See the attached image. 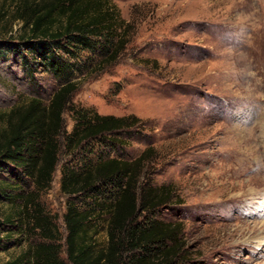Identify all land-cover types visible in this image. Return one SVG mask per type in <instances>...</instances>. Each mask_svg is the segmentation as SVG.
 <instances>
[{
	"label": "rangeland",
	"instance_id": "374dc122",
	"mask_svg": "<svg viewBox=\"0 0 264 264\" xmlns=\"http://www.w3.org/2000/svg\"><path fill=\"white\" fill-rule=\"evenodd\" d=\"M50 1L0 0V41L28 37L25 12ZM92 2L116 8L125 24L113 44L127 45L112 63L102 64L107 56L87 50L65 57L80 68L73 66L80 86L72 101L103 116H132L141 124L132 133L108 137L115 144L107 138L91 140L82 158L132 161L153 147L138 186H168L170 198L142 213L140 220L180 226L184 249L178 264H264V237L237 228L242 218L232 211L234 186L244 181L264 188V0ZM6 59H0L1 142L11 134L13 109L35 97L47 105L60 86L54 74L42 70L29 82L20 58ZM64 120L71 132L70 112ZM79 159L62 149L53 183L39 194L44 215L53 220L55 241L33 231L25 218L23 232L6 235L0 230L8 247L0 250V264L39 244H55L60 260L70 264L64 215L71 198L61 191L60 180L63 165H78ZM5 177L0 172V180ZM33 187L28 181L23 188L31 193ZM137 192L142 193L140 188ZM7 194L14 195V187ZM16 204L0 200L1 222L17 215ZM108 219L105 215L95 224L98 250L107 246Z\"/></svg>",
	"mask_w": 264,
	"mask_h": 264
},
{
	"label": "trees",
	"instance_id": "16d2710c",
	"mask_svg": "<svg viewBox=\"0 0 264 264\" xmlns=\"http://www.w3.org/2000/svg\"><path fill=\"white\" fill-rule=\"evenodd\" d=\"M101 6H105L104 11L99 10ZM25 14L26 25L31 26L28 37L18 42L1 40L0 59L7 62V56H16L29 82L35 72L42 70L54 74L60 86L47 105L35 97L9 113L13 128L8 139L0 141V172L8 175L0 180V200L20 205L14 210L17 215L0 221V230L6 235L23 232L22 222L26 218L33 231L40 230L45 239L55 241L53 220L44 215L39 194L53 183L60 154L65 149L70 157L81 156L78 165L67 162L61 171V191L71 198L64 215L69 263L178 264L184 249L180 226L140 220L142 213L170 198L168 186L153 190L138 186L154 148L148 147L132 161L100 156L82 158L91 140L107 138L115 144L108 137L132 133L131 128L139 127L141 121L132 116H103L76 105L72 97L80 84L74 80L75 69L80 68L65 57L74 56L75 50H87L107 56L102 64L112 63L127 45L113 44L125 22H120L116 8L92 0H51L43 8ZM21 17L24 19V14ZM67 112L74 121L71 132L65 129ZM28 181L34 186L31 193L23 188ZM10 187H14V195L7 194ZM81 197L85 199L79 206L77 200ZM105 215L109 217L108 241L105 249L98 250L94 239L99 230L95 224ZM4 247L8 249L0 239V250ZM6 264L66 263L60 260L55 244H39Z\"/></svg>",
	"mask_w": 264,
	"mask_h": 264
},
{
	"label": "clouds",
	"instance_id": "9594fccd",
	"mask_svg": "<svg viewBox=\"0 0 264 264\" xmlns=\"http://www.w3.org/2000/svg\"><path fill=\"white\" fill-rule=\"evenodd\" d=\"M234 192L237 195L232 211L242 218V222L237 221V228L255 237H264V188L241 181L234 186Z\"/></svg>",
	"mask_w": 264,
	"mask_h": 264
},
{
	"label": "bare ground",
	"instance_id": "6f19581e",
	"mask_svg": "<svg viewBox=\"0 0 264 264\" xmlns=\"http://www.w3.org/2000/svg\"><path fill=\"white\" fill-rule=\"evenodd\" d=\"M263 242V240H261V243ZM261 243H260V245L259 246H261Z\"/></svg>",
	"mask_w": 264,
	"mask_h": 264
}]
</instances>
